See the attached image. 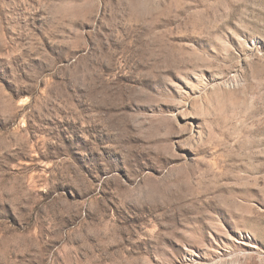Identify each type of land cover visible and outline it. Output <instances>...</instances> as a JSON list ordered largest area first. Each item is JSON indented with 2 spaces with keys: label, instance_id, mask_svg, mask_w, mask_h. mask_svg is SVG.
Here are the masks:
<instances>
[{
  "label": "rangeland",
  "instance_id": "rangeland-1",
  "mask_svg": "<svg viewBox=\"0 0 264 264\" xmlns=\"http://www.w3.org/2000/svg\"><path fill=\"white\" fill-rule=\"evenodd\" d=\"M0 264H264V0H0Z\"/></svg>",
  "mask_w": 264,
  "mask_h": 264
}]
</instances>
